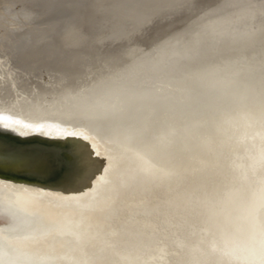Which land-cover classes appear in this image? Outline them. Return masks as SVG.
Instances as JSON below:
<instances>
[{
  "label": "bare ground",
  "instance_id": "1",
  "mask_svg": "<svg viewBox=\"0 0 264 264\" xmlns=\"http://www.w3.org/2000/svg\"><path fill=\"white\" fill-rule=\"evenodd\" d=\"M12 1L0 129L79 173H0V264H264V0Z\"/></svg>",
  "mask_w": 264,
  "mask_h": 264
},
{
  "label": "water",
  "instance_id": "2",
  "mask_svg": "<svg viewBox=\"0 0 264 264\" xmlns=\"http://www.w3.org/2000/svg\"><path fill=\"white\" fill-rule=\"evenodd\" d=\"M69 144L63 140L24 137L0 129V173L15 176H53L69 169L66 180L79 173L73 161Z\"/></svg>",
  "mask_w": 264,
  "mask_h": 264
},
{
  "label": "rangeland",
  "instance_id": "3",
  "mask_svg": "<svg viewBox=\"0 0 264 264\" xmlns=\"http://www.w3.org/2000/svg\"><path fill=\"white\" fill-rule=\"evenodd\" d=\"M146 1H148V0H146ZM4 2V3H3ZM21 3H19V2H14V1H12V0H0V37L1 36H5V35H3L4 33H5V29L7 30V29H9V27L10 26H12L11 24H13V22L14 23H16V24H13V25H17V24H19L20 22V25L23 23V20H20V19H10L9 18V14H8V12H6V14H5V10H3L5 7H7L8 5L10 6V8H11V6H12V8L13 9H17V10H19L21 7H19V6H21V5H23L24 4V2L23 1H20ZM86 3V2H85ZM84 4V3H83ZM84 6H85V4H84ZM83 6V8H82V13H81V15H83V14H86V15H88V11H87V9H86V6L84 7ZM11 8V9H12ZM3 11H4V13H3ZM184 15V20H191V18H193L194 16H196L197 14H198V9H193V10H191L190 12L188 11H186L185 13H176V14H171L170 15V17L168 18V21L169 20H173V19H175L176 17H179V16H181V15ZM182 15V16H183ZM4 18V19H2V17ZM8 16V17H7ZM189 16V17H188ZM87 17V16H86ZM6 18V19H5ZM88 18V17H87ZM166 19H167V17H165ZM2 20V21H1ZM6 20V21H5ZM7 20H9V23H7ZM16 20V21H15ZM17 20H18V22L19 23H17ZM163 20H165V19H163ZM3 22H5L6 24H4ZM10 22H12V23H10ZM4 24V25H3ZM27 26H29L30 28L32 27V24H33V26H34V24H36V26H43V24L42 23H38V22H36L35 23V21H31L30 22V24H29V22L28 23H25ZM155 24H157V23H155L154 21H150V22H148L146 25H145V27H147V30H154L155 29ZM181 24V22L180 21H178L177 19H175V21L173 22V24H170V25H168V27H170L169 29H171V27L173 28V27H177L178 28V25H180ZM9 26L8 28L7 27H5V26ZM31 25V26H30ZM2 26V27H1ZM4 27H5V29H4ZM167 27V28H168ZM3 29V30H2ZM166 29V28H165ZM149 30V31H150ZM155 31V30H154ZM154 31H150L148 34L150 35L151 33H153ZM22 32V31H21ZM25 33H27V32H25ZM22 34V33H21ZM15 37H17V36H15ZM20 37H22V36H20ZM9 39H13L12 37H9ZM123 41H125L124 43H129V42H131V41H129V42H126V40H123ZM18 42H20L21 43V41L20 40H18ZM142 42V46H145V45H147L149 42H148V40H146V41H141ZM17 44L18 46L19 45H22L23 43H21V44ZM121 43H122V41H121ZM130 44V43H129ZM144 44V45H143ZM141 46V47H142ZM78 67V66H77Z\"/></svg>",
  "mask_w": 264,
  "mask_h": 264
},
{
  "label": "flooded vegetation",
  "instance_id": "4",
  "mask_svg": "<svg viewBox=\"0 0 264 264\" xmlns=\"http://www.w3.org/2000/svg\"><path fill=\"white\" fill-rule=\"evenodd\" d=\"M4 178V176H0V179H3ZM3 181V180H2ZM8 181H10V180H7V184H8V186L9 187H11V184L8 182ZM3 182H5V178H4V181ZM2 185H4V184H1L0 183V232L1 233H10V232H13L15 229L16 230H18L19 229V227L17 228V225L15 226L14 225V223H15V220L13 221V220H11L10 219V215L11 214H13V215H15L16 217H18L19 215L17 214V210L15 209V207L14 206H12V205H10L11 204V202H9V201H7L8 200V197L7 196H5V193H4V190H3V188L2 187H4V186H2ZM2 190V191H1ZM1 192H2V195H1ZM5 196V197H4ZM4 197V198H3ZM2 199H3V201H2ZM6 199V200H5ZM8 202V203H7ZM3 205V206H2ZM1 207H3V208H1ZM16 211V214H14V212ZM19 218V217H18ZM17 218V220H16V223L18 222V219ZM2 220H4V223H3V221ZM19 232V231H18ZM0 244H1V242H0ZM4 254H3V246L2 245H0V260L1 259H3L4 258V256H3Z\"/></svg>",
  "mask_w": 264,
  "mask_h": 264
},
{
  "label": "snow or ice",
  "instance_id": "5",
  "mask_svg": "<svg viewBox=\"0 0 264 264\" xmlns=\"http://www.w3.org/2000/svg\"><path fill=\"white\" fill-rule=\"evenodd\" d=\"M0 119H8L7 117H0Z\"/></svg>",
  "mask_w": 264,
  "mask_h": 264
}]
</instances>
